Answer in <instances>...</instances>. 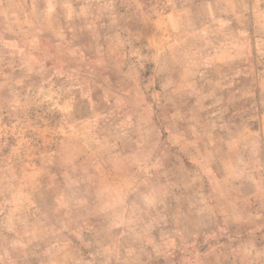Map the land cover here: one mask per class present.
<instances>
[{"label":"rangeland","instance_id":"374dc122","mask_svg":"<svg viewBox=\"0 0 264 264\" xmlns=\"http://www.w3.org/2000/svg\"><path fill=\"white\" fill-rule=\"evenodd\" d=\"M0 264H264V0H0Z\"/></svg>","mask_w":264,"mask_h":264}]
</instances>
